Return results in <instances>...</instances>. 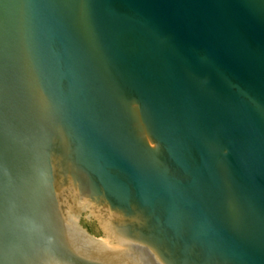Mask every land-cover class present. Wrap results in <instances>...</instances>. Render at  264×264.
Segmentation results:
<instances>
[{
    "label": "water",
    "instance_id": "1",
    "mask_svg": "<svg viewBox=\"0 0 264 264\" xmlns=\"http://www.w3.org/2000/svg\"><path fill=\"white\" fill-rule=\"evenodd\" d=\"M0 264H264V0H0Z\"/></svg>",
    "mask_w": 264,
    "mask_h": 264
},
{
    "label": "trees",
    "instance_id": "2",
    "mask_svg": "<svg viewBox=\"0 0 264 264\" xmlns=\"http://www.w3.org/2000/svg\"><path fill=\"white\" fill-rule=\"evenodd\" d=\"M84 225H85L86 228L89 229V231L92 234L97 235V236L99 235V232H98V230H97V228H96V226L94 224H91V223H88V222H84Z\"/></svg>",
    "mask_w": 264,
    "mask_h": 264
}]
</instances>
